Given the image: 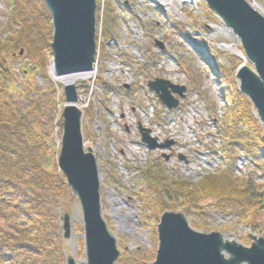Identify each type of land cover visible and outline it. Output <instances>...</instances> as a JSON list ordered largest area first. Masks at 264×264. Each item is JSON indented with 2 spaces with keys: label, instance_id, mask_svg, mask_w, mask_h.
<instances>
[{
  "label": "rangeland",
  "instance_id": "obj_1",
  "mask_svg": "<svg viewBox=\"0 0 264 264\" xmlns=\"http://www.w3.org/2000/svg\"><path fill=\"white\" fill-rule=\"evenodd\" d=\"M8 1L0 0V33L7 29ZM122 1L127 8L118 6L116 0L96 2L97 49L92 69L96 76L93 81L78 84L77 92L80 105L93 109L92 114L86 112L89 107L84 111L83 130L86 146L93 150L98 163L102 215L122 252L146 253L150 258L158 248L161 215L147 206L149 188L143 173L151 172L150 168L162 169L169 180L197 185L204 175L226 167V154L221 147L226 139L219 133L217 122L225 111L229 109L230 113L231 107L226 85L231 77L228 54L240 56L223 51L221 46L232 45L241 51V45L231 30L209 13L203 0H173L170 6L149 0ZM250 1L264 13V0ZM108 6L112 8L109 16ZM179 23L186 26L188 39L173 35V27ZM157 41L164 49L156 45ZM51 61L49 54L42 53L34 59L26 56V51L22 57L13 58L10 63L15 73L13 85L41 103L56 99L61 110L62 94L49 92V85L58 83L49 73ZM34 65H39L46 74H35L31 70ZM155 79H166L186 88L185 98L177 109L165 108L148 88V82ZM110 87L118 90L119 95L110 91ZM222 122L223 125L224 119ZM139 125L150 130L158 143L169 142L171 146L148 150L140 141ZM58 142L54 133L52 156L46 165L49 172L57 164ZM234 157L236 177L253 179L257 184L264 182L260 169L264 165V152L252 158L238 150ZM173 207L172 211L184 213L197 231L222 233L227 240H236L247 247L251 245V235L264 237V208L259 217L255 214L250 217L252 222L247 223L245 218L219 214L212 199L202 202L198 214L194 211L187 214L176 202ZM75 209L82 215L72 196L58 205L61 217L66 214L71 217V236L66 240L61 237L63 258L84 261L82 220L72 222ZM61 223L64 225L63 220Z\"/></svg>",
  "mask_w": 264,
  "mask_h": 264
},
{
  "label": "trees",
  "instance_id": "obj_2",
  "mask_svg": "<svg viewBox=\"0 0 264 264\" xmlns=\"http://www.w3.org/2000/svg\"><path fill=\"white\" fill-rule=\"evenodd\" d=\"M9 2L7 29L0 33V264H65L58 205L70 199L71 194L57 165L53 172L46 166L52 156L54 123L58 118L56 100L41 103L40 99L30 98L29 92H19L13 85L15 73L10 64L13 58L21 57L22 50L30 58L38 59L42 53L53 58L52 13L45 0ZM119 4L127 8V3ZM111 13L108 6L107 16ZM107 22L111 24V20ZM173 35L189 38L181 23L173 27ZM228 59L231 77L226 85L231 107L220 127L226 139L222 150L228 164L222 172L201 179L197 185L169 180L162 169L144 172L149 188L147 206L155 208L158 216L172 211L174 202L187 214H198L202 202L210 199L215 201L218 213L226 217L238 216L251 223L250 217L261 215L264 182L257 184L253 179L236 177L234 156L238 150L252 158L264 152L263 131L234 78L240 61L234 56ZM31 70L46 74L39 65ZM49 86L50 94L61 88L52 83ZM110 91L116 93L111 87ZM63 97L62 93V100ZM86 112L92 114V107ZM260 169L264 178V165ZM122 255L118 264L151 263L156 256L128 252Z\"/></svg>",
  "mask_w": 264,
  "mask_h": 264
},
{
  "label": "water",
  "instance_id": "obj_3",
  "mask_svg": "<svg viewBox=\"0 0 264 264\" xmlns=\"http://www.w3.org/2000/svg\"><path fill=\"white\" fill-rule=\"evenodd\" d=\"M53 17L52 61L60 75L92 71L96 55L97 0H45ZM231 33L239 39L248 64L236 74L239 91L250 101L263 129L264 141V14L248 0H204ZM163 49V44L157 42ZM23 51L19 52L22 56ZM148 87L170 110L185 98L186 88L157 79ZM78 89L64 85L66 106L60 127L59 170L66 179L72 198L82 212L85 262L67 257L66 264H117L121 252L103 217L100 175L93 150L85 149L83 111ZM142 142L148 150L169 148L172 143L158 144L151 131L139 125ZM64 239L70 238L71 217L62 218ZM184 213L165 211L158 225V250L151 264H264V237L251 235V246L227 240L222 233L196 231Z\"/></svg>",
  "mask_w": 264,
  "mask_h": 264
},
{
  "label": "bare ground",
  "instance_id": "obj_4",
  "mask_svg": "<svg viewBox=\"0 0 264 264\" xmlns=\"http://www.w3.org/2000/svg\"><path fill=\"white\" fill-rule=\"evenodd\" d=\"M153 2L160 4V5H164V6H170L171 3L173 2V0H152ZM255 6V8L258 9V6L253 4ZM223 48L226 51H231V52H236L238 53L239 51L232 45H223ZM50 75L53 78L54 81L61 83L63 85H75L77 86L78 84L81 83H86L89 81H93L95 79L96 76V72L95 70L90 71L89 70H85L82 72H77V73H72L69 75H60L57 71L56 65L54 63H52L51 65V69H50ZM80 211L79 210H74V213L72 215V222H74L75 220H82L81 216H80ZM76 259V258H75Z\"/></svg>",
  "mask_w": 264,
  "mask_h": 264
}]
</instances>
